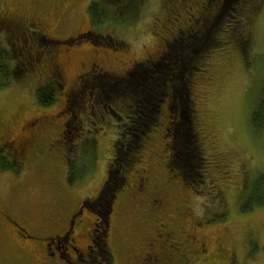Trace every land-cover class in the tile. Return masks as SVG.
Segmentation results:
<instances>
[{"label":"rangeland","instance_id":"374dc122","mask_svg":"<svg viewBox=\"0 0 264 264\" xmlns=\"http://www.w3.org/2000/svg\"><path fill=\"white\" fill-rule=\"evenodd\" d=\"M92 1L107 6L111 13L108 17L112 19L94 22L88 12ZM207 1L0 0L1 13L16 26L43 31L39 35L29 31L25 38L23 32L13 29V36L17 37V33L20 39L12 42L6 30H0V40L8 50L11 47L17 51L13 65L17 64L19 55V60L23 58L30 70L25 78L0 87V154L18 162L14 170L0 168V264H9L18 248L15 243L21 239L2 216V210L14 215L32 233H54L66 226L76 203L82 198L92 201L102 188L115 153L119 123L127 121V111L111 98L113 94L101 97L98 91L115 92L120 83L123 86L122 79L136 84L132 79L147 78L146 82L150 83L147 90L152 89L146 98L156 97L163 90L165 99L163 82L172 81L176 74L173 83L180 81V86H176L172 108L182 114L184 123L186 114L179 108L188 104L184 77L193 58H197V70L192 74L189 95L195 110L192 123L206 157V181L200 185L184 184L176 176L180 180H174V187L168 188L170 194H154L155 199L162 196L155 205L144 204L132 196L127 197L129 203L119 204L112 225L121 232L124 264L146 243L148 236L155 234L160 224L183 230L181 249L193 260L198 253L186 249H195V243L205 244L203 254L207 261L196 264H264V206L249 212L240 209L252 183L264 174V130L254 129L250 122L264 82V0H259L254 10L244 0L224 1L221 10L234 13L231 14L234 18L228 17L225 31H216V37L227 41L223 47L210 48L206 44L214 36L212 30L218 17L213 5L207 20H198V27L204 33L202 40L185 43L183 55L169 61L166 64L169 68L162 66L149 72L137 65L146 58L159 56L164 48L171 50L173 40L185 42L195 37L197 26L187 31L195 23L192 20L195 17L189 19V16H198ZM234 19L239 25L237 30L229 28L233 24L229 21ZM33 22L36 28L31 26ZM37 36H42V40L72 42H63L57 48L46 42L55 47L47 50L38 47L34 40ZM236 38L245 41L247 47L237 45ZM106 40L115 42L116 48L95 45L96 41ZM37 50L41 55L36 60ZM174 55L179 56V51ZM92 63L101 70L86 74ZM134 65L137 67L129 70ZM115 77L120 83H114ZM49 82L57 87L56 99L43 106L37 101L36 90ZM78 83L81 85L77 86ZM72 94L77 98L74 95L71 98ZM168 110V103H163L160 118L142 140L144 146L130 163L133 166L126 165L124 175H134L136 169L147 165L159 171L153 175H170L166 167L171 161ZM112 111L121 115L114 116ZM63 130L68 149L57 142ZM183 131L188 140L192 139L188 129ZM15 138L27 139L23 151L16 145H2ZM119 143L117 149L122 157L124 144ZM179 148L177 142L175 154ZM179 158L177 153L174 159ZM178 163L173 160L170 165L176 169ZM118 179L113 169L112 184ZM107 200L94 208L103 214L106 205H110ZM151 201L152 198L148 202ZM85 211L86 215L94 216ZM103 217H100L102 223ZM158 232L162 233L160 229ZM23 257L27 264H39L29 252L24 251ZM163 259L160 261L164 263Z\"/></svg>","mask_w":264,"mask_h":264},{"label":"trees","instance_id":"16d2710c","mask_svg":"<svg viewBox=\"0 0 264 264\" xmlns=\"http://www.w3.org/2000/svg\"><path fill=\"white\" fill-rule=\"evenodd\" d=\"M224 1L225 0H216L212 2L211 0H209L202 5V10L200 11L198 16H194L195 14L194 15L190 14L189 19L192 17H197V18L193 19L195 23L191 26V28L187 29V31L191 30L193 26H197V28L195 29H198V30L196 31L194 30V33L196 34L195 37H192L185 42H182L181 39L173 40L171 43L172 45V48H170L171 50L164 48L163 51L159 53V56L146 58L142 60L141 62L137 63L138 67L144 68V70L146 71L149 70V72H153L154 69L159 70L162 68V66L169 68V66H167L166 64H169V61L173 62L174 61L173 58H175V61L177 59H180L179 57L183 55L184 53L183 46L185 43H194L196 42V40L198 41L202 40L204 33H203V29H200V27H198V20L199 21L200 19L207 20L208 11L211 8H213V5L216 7L214 13L218 17L215 22L216 25L214 29L212 30V32L214 31V36L210 37L209 41H207L206 44L208 45L207 47L210 46V48L223 47V45L226 44L227 41L225 40L224 42L222 41V38L216 37L217 35L216 31L217 32H221L223 30L225 31L227 28L226 26L228 25V23L227 25L225 24L226 22H228L227 21L228 17L234 18V16L233 17L231 16V14H234V13H231L229 11L225 13L223 12V10H221ZM244 1L247 2L248 5H250L249 7L253 6L252 10H254V5L258 4L259 0H244ZM88 12L91 16V19L96 23L112 19L111 17H108L111 13L108 10L107 6H105L103 3H100L98 1H92L90 3ZM170 19L171 17L168 16V20ZM210 21H211V18H210ZM230 22H233V24L229 25V28H231V30H234V29L237 30L239 27L237 20L234 19V20L229 21V23ZM20 26L21 25L16 26L10 17L9 18L6 17L5 14H2L0 11V30L5 29L7 32L8 40H11L12 42L13 40L17 41L20 39V35L17 33H16L17 37L13 36V33H12V31H14L13 29L15 30L19 29L20 33L23 32L25 38L26 36L27 37L29 36V31H31L33 35H35V33L39 35L43 32L42 29L36 28V24L34 22L31 24V26L36 29L30 30V28H22ZM229 35L231 36V34ZM21 38L22 40L25 39L23 38V34ZM41 38L42 36H39V37L37 36L34 38V40L36 39V43L39 48L42 47L47 50H54L55 47L57 48L59 44L63 42L67 44H71L72 42V40L67 42L65 40H54V39H49V38L47 40H42ZM237 40L238 38H236L234 41L235 43L237 42L236 43L237 45H241L243 49L247 47L245 41L243 40L237 41ZM46 42L50 43L51 45L55 47L49 46ZM95 45H98V46L106 45L111 48L113 47L112 49L116 48L115 47L116 43L115 42L113 43L111 40H106L104 41V43L101 41L99 42L96 41ZM168 46H170V44ZM16 47L18 46L16 45ZM176 51L177 52L179 51V56L177 57L174 55ZM15 52L17 55V51H12L11 47L8 50L4 42L0 40V87H7L14 80L25 78L26 75L30 72L29 67L25 66L24 65L25 63L22 62L23 58H20L21 60H19L18 58L19 55L17 56V59H18L17 64L13 65L12 61L14 60L13 57H14ZM40 55H41V51L37 50L35 59L37 60V58ZM196 61H197V58L195 59L193 58L192 63L188 65V68H187L188 71L186 72L185 77H184V79L186 78L185 88H187L189 94H190V86L193 81L192 74L194 73L195 70H197ZM160 63H162L163 65H161ZM154 66H156V68H153ZM136 67L137 66L134 65V67L130 68L129 70H132L133 68L135 69ZM167 68H165L166 73H167ZM105 74L109 78L112 77L108 73H105ZM173 74L175 73L173 72ZM107 76H104V77H107ZM176 78L177 76L175 74L174 77L171 78L173 79L172 81H168L165 83L166 79L164 80L163 89L167 93V96L165 99H164V92H162L163 90L160 91L159 93L161 94L156 95V97H152L149 99L146 98L145 95L149 94V91L152 89L151 88L150 90H147L150 88L149 86L150 83L146 82V81H149L147 80V78L146 79H141V78L132 79L135 82L137 81L136 84L131 81L130 82L127 81V79H122L124 80L122 82L123 83V86H122V84L120 83L121 80L115 77L113 78L115 81L114 83L116 84L120 83L118 85L117 91L115 92L105 91L104 92V90H102L101 92L100 90L99 91L97 90L98 95H100L101 97H105V96H109L113 94L111 98H115V100H117L119 104H122L123 107L127 111L126 117H125L127 121L125 123L122 122V124L119 123V126L121 127H119V136L116 138V148L119 142H120L119 144L121 143L124 144V146H122L124 147L123 154H122V157H120V153L118 152V149H117V151L115 152V155H113L112 157V161L110 162V166L108 170V171H111V174H112V171L114 169V171L116 172V175H119L118 182L116 184L115 183L112 184V186H110V189L107 190L109 193L108 195L109 200L107 201L110 203V205L109 207L106 205L107 208H105L103 214L98 209L88 206V210L94 211L96 213L98 212L99 214L101 213V215L104 216L103 223L100 222L101 225L102 224L105 225L106 221H108V212L110 210V207L113 206L112 203L115 200L117 194H119V192L122 191V187L124 183L123 181L124 180L123 179L124 169L126 168V165L133 166L130 163L136 159V156H135L136 153L139 151L140 148H142V142H143L142 140L149 134V132L156 125L162 113L163 103L165 102H167L169 105L168 116L170 118L169 124H168V131H167L169 139H170L169 148L171 151V161L168 163V169H169L170 175H178L177 177H180L181 180L180 178H176L174 180L175 181L180 180L184 184L188 183V184L200 185V184L205 183L206 177H205L204 172H205V166H206V157H205V153L203 151L201 142L199 141L197 137L196 131L194 130V126L192 123V113L194 115L195 110L193 106L191 105L192 104L191 96L187 93L188 96L186 99H187L188 104L185 105L183 109L179 108L180 111H183L186 114L185 121H184L185 124L182 122L183 121L182 114L178 113L176 110L172 108V103H174V100H175L174 93H175L176 86L178 87L180 86V81H177V83L176 82L173 83L174 80L176 81ZM100 81L103 82L102 78H100ZM56 90H57V87L52 82L46 83L44 85H40L36 90L37 101L43 106L52 104L56 99ZM73 95L74 94L71 95V98L73 97ZM75 97L77 98V96ZM96 98L98 97L96 96ZM98 100L102 101V98H98ZM93 101L95 102V100ZM180 105L183 106V104L181 103ZM112 112H113L112 113L113 115L115 114L114 116L121 115L120 113H116L115 111H112ZM250 122L254 129L264 130V82L261 86L255 107L251 111ZM185 129L189 130V133H191L190 135L192 139L188 140V138L184 136L183 130ZM177 142L180 144V148L175 154L174 152L175 144H177ZM177 153L178 155H180V158L178 160L174 159V157H177ZM173 160H176L177 162H179L175 166L176 169H173L172 164L170 165V163H172ZM17 164L18 162L10 159L9 156L4 155L3 153L0 154V168L2 170L4 171L14 170L16 169ZM119 172L120 174H117ZM69 179L70 181H72L71 177H69ZM260 206H264V174L259 175L256 178V180L252 183L250 189L248 190V193L244 196V199L240 205V209L242 212H249L253 210L254 207H260Z\"/></svg>","mask_w":264,"mask_h":264},{"label":"flooded vegetation","instance_id":"af4514ba","mask_svg":"<svg viewBox=\"0 0 264 264\" xmlns=\"http://www.w3.org/2000/svg\"><path fill=\"white\" fill-rule=\"evenodd\" d=\"M99 70H101L100 66L92 63L86 74ZM78 78H81V76L78 75ZM80 85L79 83L77 84V86ZM72 138L73 134L71 133L70 140ZM26 140L19 141V138L10 139L9 142H3L2 145L4 147H15L16 145V147H19L23 151L27 144ZM65 140L66 136L63 130L57 142L61 143L64 149H68ZM143 146L144 141L142 142ZM64 157H67L65 153ZM170 157L171 154L169 155V159ZM166 167L168 168L167 164ZM156 173H159V171L153 170L147 165V167L136 169L134 175H124L123 192L120 191L117 194L113 206L110 207L108 212V221H106L105 225H101L100 223L102 215L88 210V206H98L97 200L99 199V194L110 189L112 184L111 171H108L107 178L100 191L92 197L94 199L88 201L90 204L86 198H82L70 210L66 226L61 227L54 233L43 235L32 233L14 215L2 210L1 214L9 226L16 231L18 238L20 236L24 240L19 239L15 243L18 248L13 252L12 258L9 259V264H27L23 257L24 251L29 252L39 264H88L87 261H96L98 264H124L120 240L121 232L117 227L112 225L115 221L114 217L118 213L119 204L129 203L128 198L131 196L135 200L144 202V204L155 205L156 202L162 199V196L159 197L160 199H155L153 198L154 194L163 196L170 194L167 193V190L174 187V179L178 175H153ZM151 198L152 201L149 203L148 201ZM85 210H88L94 216L90 217L86 215ZM150 210L147 212H150ZM159 229L162 233L158 232ZM155 231V234L148 236L146 243L137 250V253L129 257L127 264H132L133 261L134 264H193L194 261L196 264L207 261L206 254H203L205 251L204 243H195V249H186L191 251L192 254L198 253L193 256L194 260L192 256H188L182 251L183 238L181 234L183 230L177 231L173 225L160 224L159 228L157 227ZM192 239L195 240V238ZM60 243L64 244L62 248L59 245ZM161 258L164 260V263L160 261Z\"/></svg>","mask_w":264,"mask_h":264},{"label":"snow or ice","instance_id":"6c2138e0","mask_svg":"<svg viewBox=\"0 0 264 264\" xmlns=\"http://www.w3.org/2000/svg\"><path fill=\"white\" fill-rule=\"evenodd\" d=\"M108 191L105 190L102 193L99 194V199L97 200V203H100L102 205V202L105 201L108 198Z\"/></svg>","mask_w":264,"mask_h":264}]
</instances>
